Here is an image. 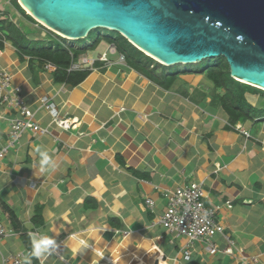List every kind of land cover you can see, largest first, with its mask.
Returning <instances> with one entry per match:
<instances>
[{"label": "crops", "instance_id": "obj_1", "mask_svg": "<svg viewBox=\"0 0 264 264\" xmlns=\"http://www.w3.org/2000/svg\"><path fill=\"white\" fill-rule=\"evenodd\" d=\"M98 57L74 59L77 71L89 72L70 86L54 81L52 65L0 39V70L46 129L25 131L9 144L16 111L0 103V223L7 231L0 264L26 258L31 264H264V106L254 114L264 97L244 95L253 115L235 124L246 136L232 128L218 100L222 90L205 74L172 75L157 65L143 74L126 61L107 66ZM43 97L73 121L69 129L55 125ZM37 149L55 167L41 170ZM192 182L201 186L206 208H219L215 221L223 234L207 243L188 244L160 223L166 193ZM33 232L57 241L46 259L29 256ZM71 233L92 247L68 240ZM227 247L230 254L223 253Z\"/></svg>", "mask_w": 264, "mask_h": 264}, {"label": "water", "instance_id": "obj_2", "mask_svg": "<svg viewBox=\"0 0 264 264\" xmlns=\"http://www.w3.org/2000/svg\"><path fill=\"white\" fill-rule=\"evenodd\" d=\"M19 3L33 20L66 40L85 39L95 29L115 31L166 67L223 57L232 79L264 91V0Z\"/></svg>", "mask_w": 264, "mask_h": 264}, {"label": "trees", "instance_id": "obj_3", "mask_svg": "<svg viewBox=\"0 0 264 264\" xmlns=\"http://www.w3.org/2000/svg\"><path fill=\"white\" fill-rule=\"evenodd\" d=\"M10 2H13L10 4L20 16L27 19L30 23L41 27L29 15L25 14L24 10L15 0H11ZM43 29L50 36L47 34L44 39L31 40L29 39L30 30H24L14 24L6 13L2 12L0 15V39L3 37L4 40L10 41L23 55L45 61L52 65L54 68V81L57 83L64 82L70 86H76L82 82L89 71H68V69L76 57L88 50H94L101 41L113 44L116 51L124 55L126 64L143 74H145L150 66L157 65L166 68L136 49L115 31L105 29L92 30L89 34L94 32L95 38H93V41L90 44L78 45L76 42L81 40L69 41L53 32L47 31L45 28ZM100 30L105 32L101 33ZM88 37L82 40H88ZM179 73L205 74L213 83L214 89L222 90L221 95L218 96V100L233 124L241 122V119L246 115H250V111H252V107L245 100L244 95L246 93L264 97V91L232 79L229 75L228 65L223 57L204 59L197 63L195 67L188 65L184 70L180 71L179 67H175L172 75ZM4 211L8 214L10 221L14 222L15 218L11 211L5 208Z\"/></svg>", "mask_w": 264, "mask_h": 264}, {"label": "built area", "instance_id": "obj_4", "mask_svg": "<svg viewBox=\"0 0 264 264\" xmlns=\"http://www.w3.org/2000/svg\"><path fill=\"white\" fill-rule=\"evenodd\" d=\"M7 1L10 2L11 0ZM1 13L2 11H0V15ZM108 52L117 54V60L115 62L109 61L106 53L99 55L97 60L104 62L107 66L123 64L125 62L124 55L117 52L113 44L108 46ZM93 63V60L89 61L90 65H93ZM77 69V66L71 65L68 71H77ZM7 89H9V91L5 92ZM4 102L11 103L16 111L15 117L10 120L9 124V144L16 142L25 131L29 133L46 132V129H41L33 119V112L22 100L19 89L11 88L9 84V75L5 71L0 70V103ZM40 104L51 115L57 127L61 129L70 128L73 121L70 122L68 119L60 118L58 111L46 97L41 98ZM232 128L241 131L247 136V133L242 130L239 124H234ZM4 152L5 150L0 151V158L3 157ZM165 198L167 200V206L160 223L169 233L177 237H184L188 244H191L193 241L207 243L215 235L223 234V227L215 221V212L219 208L218 206L212 209L205 207L203 202V191L199 184L192 182L188 185L178 186L166 193ZM146 202L152 205V201L147 200ZM6 234V229L0 223V239ZM231 252V247H227L223 250L225 254H230ZM184 258L188 259V253L185 254Z\"/></svg>", "mask_w": 264, "mask_h": 264}, {"label": "rangeland", "instance_id": "obj_5", "mask_svg": "<svg viewBox=\"0 0 264 264\" xmlns=\"http://www.w3.org/2000/svg\"><path fill=\"white\" fill-rule=\"evenodd\" d=\"M10 3H13V2H9V1H7V0H0V11H2L3 13H6V7L8 8V10H9V13H6V15L8 16V18H10L13 22H14V24H16V25H18V26H20L22 29H24V30H27V31H29L30 30V32H29V35L30 36H36V34H37V32H39V33H42V36H46L47 34H48V36H50L49 35V33L48 32H46L43 28H45L44 26H42L41 24H39L38 22V24L41 26V27H43L42 29H41V27H38L37 25H34L33 24V26H31V28L32 29H34V30H32V29H29V28H27V25L25 24L26 22H29L27 19H23V17L22 16H20L19 14H18V12H16L15 10H14V8L11 6V4ZM24 10V9H23ZM24 12H25V14H27V15H29L25 10H24ZM26 21V22H25ZM36 22V21H35ZM46 29V28H45ZM47 30V29H46ZM103 30V29H102ZM102 30H100V32L101 33H103V32H105V31H102ZM48 31V30H47ZM58 34V33H57ZM59 35V34H58ZM89 37H88V40H81V41H79V42H76L78 45L80 44V45H84V44H88V42L87 41H89V42H92L93 41V38H95V35H94V32H92V33H90L89 35H88ZM42 39H44V38H42ZM108 46H109V44H107V42H105V41H101V44L97 47V48H95L94 50H88V51H86L85 53H84V55L87 57V58H89V59H93V60H95V58L98 56V55H100L102 52H105L106 53V55H107V59H111V60H114L115 59V61L117 60V54L116 53H109L108 52ZM217 58H219V57H217ZM215 59V58H214ZM186 66H188V65H176V66H171L169 69L171 70V71H173L174 69H175V67H179V68H184V67H186ZM189 66H196V64H194V65H189ZM162 69H165V68H163L162 67ZM261 98H263V97H261ZM264 99V98H263ZM263 100L262 99H260L259 98V103H258V107H257V111L256 112H254V114L255 115H257V114H259V111L258 110H260V108H259V106H261L262 105V108H263V106H264V102H262ZM251 115H253L252 113H250Z\"/></svg>", "mask_w": 264, "mask_h": 264}, {"label": "clouds", "instance_id": "obj_6", "mask_svg": "<svg viewBox=\"0 0 264 264\" xmlns=\"http://www.w3.org/2000/svg\"><path fill=\"white\" fill-rule=\"evenodd\" d=\"M16 2L18 3V1ZM37 152L39 153V157H40L39 162L41 165V170H47V168L49 167H55L47 151H41L40 149H37ZM29 235L32 246V250L29 254L30 257H35L38 259L39 258L46 259L58 247L57 241L49 235H39L38 233L35 232L30 233ZM67 239L76 241L78 245L81 246L84 250L88 249L89 247H92L90 240L81 238L77 233L69 234ZM73 251H75L78 254L79 248H75L73 249ZM26 264H31V259L26 258Z\"/></svg>", "mask_w": 264, "mask_h": 264}, {"label": "bare ground", "instance_id": "obj_7", "mask_svg": "<svg viewBox=\"0 0 264 264\" xmlns=\"http://www.w3.org/2000/svg\"><path fill=\"white\" fill-rule=\"evenodd\" d=\"M20 4V3H19ZM20 6L27 12L26 8L20 4ZM28 14H30L29 12H27ZM153 58V57H152Z\"/></svg>", "mask_w": 264, "mask_h": 264}]
</instances>
